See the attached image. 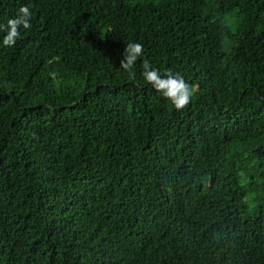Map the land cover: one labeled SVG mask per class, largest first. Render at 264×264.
I'll return each instance as SVG.
<instances>
[{
	"label": "trees",
	"instance_id": "16d2710c",
	"mask_svg": "<svg viewBox=\"0 0 264 264\" xmlns=\"http://www.w3.org/2000/svg\"><path fill=\"white\" fill-rule=\"evenodd\" d=\"M29 4L0 30V264H264V0H0V25Z\"/></svg>",
	"mask_w": 264,
	"mask_h": 264
},
{
	"label": "clouds",
	"instance_id": "9594fccd",
	"mask_svg": "<svg viewBox=\"0 0 264 264\" xmlns=\"http://www.w3.org/2000/svg\"><path fill=\"white\" fill-rule=\"evenodd\" d=\"M31 5L21 6L17 14L9 18L6 25H0V30L6 32L3 37V45L12 47L21 38V29L28 30L32 27ZM144 55V46L141 43H128L120 61V67L128 73L130 79H135V65L138 59ZM144 81L150 84L164 98L169 100L175 109L186 108L194 95V86L190 85L179 73H173L171 69L163 73L154 68L148 59L142 63Z\"/></svg>",
	"mask_w": 264,
	"mask_h": 264
}]
</instances>
